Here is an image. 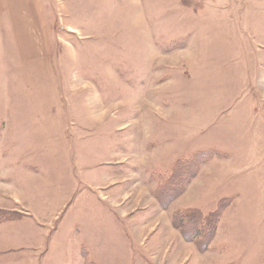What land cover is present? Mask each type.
Wrapping results in <instances>:
<instances>
[{
    "label": "rangeland",
    "instance_id": "1",
    "mask_svg": "<svg viewBox=\"0 0 264 264\" xmlns=\"http://www.w3.org/2000/svg\"><path fill=\"white\" fill-rule=\"evenodd\" d=\"M41 3L43 57L0 24V264H264V0ZM221 202L200 252L172 215Z\"/></svg>",
    "mask_w": 264,
    "mask_h": 264
},
{
    "label": "trees",
    "instance_id": "2",
    "mask_svg": "<svg viewBox=\"0 0 264 264\" xmlns=\"http://www.w3.org/2000/svg\"><path fill=\"white\" fill-rule=\"evenodd\" d=\"M222 157H224V154H220L212 148H208V150H199L197 154H194L192 157L182 162H178L179 160L175 161L168 170V173L171 172V178L166 180L165 177L168 175V173H166L165 175L157 176L154 180L155 185L158 186V203L160 204L159 201L166 199L165 202H161L160 204L162 207H165L169 204V201L174 200L181 193V191L178 193L177 189H179V186L182 187L185 183L182 181L184 176L188 174L187 176L189 179L191 178L192 175L190 176V174L192 169L197 168L201 163L203 164ZM151 177L155 178V174L151 175ZM178 177L180 178L177 181H171L172 178ZM186 182H189L188 178ZM225 206L226 203L221 202L216 210L209 212H202L198 208H184L172 215V224L180 231L185 241L192 242L198 251L206 252L209 250L212 240L215 237L220 217ZM17 215L20 216L19 214ZM17 215L12 212L1 213L0 222L18 219ZM86 264L91 263L87 262Z\"/></svg>",
    "mask_w": 264,
    "mask_h": 264
},
{
    "label": "crops",
    "instance_id": "3",
    "mask_svg": "<svg viewBox=\"0 0 264 264\" xmlns=\"http://www.w3.org/2000/svg\"><path fill=\"white\" fill-rule=\"evenodd\" d=\"M1 19L8 25L10 37L21 61L43 57V43L45 54L51 49L53 30L46 26L41 0H0V24H4ZM180 245V249L187 247L179 243Z\"/></svg>",
    "mask_w": 264,
    "mask_h": 264
}]
</instances>
